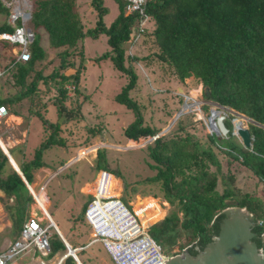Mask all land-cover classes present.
Here are the masks:
<instances>
[{"label": "trees", "instance_id": "1", "mask_svg": "<svg viewBox=\"0 0 264 264\" xmlns=\"http://www.w3.org/2000/svg\"><path fill=\"white\" fill-rule=\"evenodd\" d=\"M117 2L116 14L105 26L103 16L107 13V6L102 5L103 0H90V5L95 10V26L82 31L74 12L73 0H32L26 22L32 33V39L27 44L29 58L26 61L16 60L10 50L16 44L0 40V82L4 86L6 84L0 96V106L5 107L9 113L21 116L23 120L38 114L43 127L42 138L33 149L32 156L23 162L15 161L25 180L31 182L33 169L42 164L44 150L53 145L62 147L67 140L58 134V124L41 116L40 112L47 103L39 97V85L46 84L45 81L49 80L51 85L44 90L47 92L54 89L56 98L53 102L61 101L60 109L66 119L82 118L79 106L84 97H79L78 87L83 67L80 62L75 66V55H82L81 40L86 35L95 38L97 34H104L108 49L90 59L97 61L108 58L112 67L125 78L113 99L134 114V120L127 123L121 132L123 138L128 139V145H138L143 141L137 143L134 140L140 136L150 138L157 133V129L141 125L138 105L128 96L137 75L133 67L125 64L124 54L127 47L131 50L134 44L147 37L152 39L155 47L151 55L139 58L133 55L130 58L136 61L146 60V64L151 62L149 56H154L153 59L158 63L171 67L172 76L177 81L182 82L187 77L197 79L210 92L205 97L202 91L203 98L241 113L255 123L249 124L252 135L250 150L232 141L230 132H227L226 137L215 138L213 133L207 137L209 143H216L219 139L221 151L255 175L264 196V0H153L146 6L148 20L145 30L136 40H133V33L137 29L136 16L126 14L123 3L120 0ZM9 11L10 8L0 0V14L3 15L0 32L13 30V26L6 22ZM20 25V19H15L14 26ZM42 35H45L46 43L59 58V64L46 75L43 74L42 66H39L46 56L44 43L41 42ZM77 41L80 42L78 49ZM129 44L131 45L128 46ZM70 56H74L72 60H64ZM68 86L73 87V96L67 95ZM65 99L68 100L67 104ZM71 101L75 104L74 108L68 107ZM175 124L176 130L181 129L184 126L183 119H176ZM92 126L94 125H91V129ZM165 135L145 144V149L151 160L147 165L155 170L150 180L161 181L164 198L172 205V209L165 213L156 200L152 202L164 211V215L147 227L148 234L167 250L175 245L180 236H183V247L192 246L198 240L197 234L206 232L211 220L223 208L239 206L244 207L255 222V225L250 226V231L260 235L263 226L256 221L264 219V197L239 192L233 187L231 178L228 180L227 177L220 178L222 188L219 191L217 184L221 166L211 145L202 146L187 134H172L167 138ZM105 150L104 147L95 149L93 167L95 171L106 170L113 174L105 163ZM8 152L14 159L12 152ZM115 173L114 176L118 177V173ZM123 185L125 190V180ZM134 192L135 189H132V194ZM85 196L87 199L81 205L79 213L76 216L71 213V220L75 227L86 232L89 226L83 217V211L91 196ZM0 200L11 221L9 230L16 239L29 217V205L34 201L1 148ZM69 209L68 204L67 210ZM178 211L181 213L180 217L177 215ZM49 215L52 218L51 213ZM78 220H82L85 225H80ZM142 223L147 225L143 221ZM47 230L51 231L48 237V255L59 249L65 254V247L57 234L51 227ZM79 235L78 233L77 236ZM259 235L252 236L251 240L256 248L264 251V241H261ZM66 241L75 248L71 242ZM96 243L102 248L100 242ZM75 254L84 264L78 250ZM62 264L75 263L70 256H65Z\"/></svg>", "mask_w": 264, "mask_h": 264}, {"label": "rangeland", "instance_id": "2", "mask_svg": "<svg viewBox=\"0 0 264 264\" xmlns=\"http://www.w3.org/2000/svg\"><path fill=\"white\" fill-rule=\"evenodd\" d=\"M31 4L32 0H15L10 4V7L11 11L15 9V11L28 12L31 9ZM73 4L74 12L80 22L82 31L92 29L95 26L96 17L95 10L92 9L90 5V0H73ZM117 4V0H103L102 5L105 7L107 6V13L103 16V23L105 26L116 14ZM2 19L3 15L0 14V21ZM7 20L8 17H6V22ZM23 22L26 23V21ZM81 41L82 55H75L74 60L75 66L80 62L83 67L80 72L82 76H80V84L78 87L80 92V94H78L79 97H84V100L79 106L82 118L73 120H69V118L66 119L64 113L61 112L60 109L61 101L55 100L53 102V99L56 98L54 89H50L47 92L44 90L51 85L49 80L47 79L45 81L46 84L39 85V97L42 101L47 103L45 109L40 112L41 116L52 123L58 124L60 127L58 134L67 138L64 146L58 147L53 145L44 150L41 156L42 161L48 163L52 168L58 169L60 165L63 166L67 163V161H65L67 158L71 156L73 158L75 156V149L80 146V148L77 149L76 155L78 159L71 160L61 169H58L61 171H56L57 173L49 179L46 188L44 187L42 192L39 190L40 184L35 185V187L32 183L29 185H31L32 193L40 199V204L46 213L40 210L43 212L44 217H47L48 210L60 229L66 227L70 234H75V231L80 234L74 237V241L72 242L74 245L78 246V254L84 258L85 264H112L109 257L105 251L100 248L98 243L89 242L93 240L89 227L86 232L82 231V228L75 227L71 220V216H76V214L79 213L81 205L84 203L85 199H87L85 195H90L96 188V182L91 181L98 173L93 167V158L95 157L94 149H96V147L106 148L104 152L105 163L110 167L113 175H116L115 172L119 175L118 179L112 174H109L107 184L108 190L106 194H118L116 196H119L125 204L131 201L133 206L135 205L133 207L134 209L142 207L143 212L139 217L145 224H152L161 219L164 215V211L162 212L161 209L163 210L164 208L165 213L170 212L172 205L164 198L161 181L156 182L150 180L155 170L149 168L147 165L151 163L147 155V150L145 149V144L151 142V140L147 141L149 137L140 136L134 141L139 143L142 140L143 142L135 146H129L128 140H125L122 136L121 132L125 125L134 120L133 112L115 102L113 99L114 94L120 90V86L125 82L124 76L118 74L112 67L108 58H100L97 61L91 60L96 55L108 49L104 34H97L95 38L86 35ZM41 42L44 43L46 56L39 66H42L43 74L46 75L53 67L59 64V58L55 55V51L46 43L47 40L45 35H42ZM76 44V49H78L80 42L77 41ZM130 45L131 44L128 46ZM154 48L152 39L146 37L139 43L134 44L131 50L127 47L124 54L126 58L125 64L133 67L137 75L135 85L129 91L128 96L138 105V111L141 115V125L157 129V133L161 132L168 126L175 113L182 106L183 101L188 102L189 104L183 107L185 112L180 114L177 118L183 119L184 126L176 130V120H174L169 128L163 131L161 135L166 134L164 137L167 138L172 134L177 136L187 134L191 135L192 139L198 140L202 146L211 145L221 166L220 172L222 176L219 174L217 184V189L219 191L222 188L220 178L227 177L228 180L231 178L233 187L237 188L239 192L252 193L258 197L263 196V191L255 175L237 160L225 155V153L221 151L222 147L219 143V139L216 143H209L207 137L209 133L205 126V122L209 115L208 110L211 103L210 100L202 97L203 86L199 88L200 83H198V80L187 77L182 82L177 81L172 76L173 72L171 67L165 63H158L157 60L153 59L154 56H149L151 62L146 64V60L141 61L139 59L136 61L130 58V56L133 55L137 58L145 56L146 54L151 55ZM10 50L13 53L16 49L13 47ZM73 57L74 56H70L64 58V60H72ZM67 71L69 70L67 69ZM5 86L0 82V96L3 94ZM68 88L70 90L67 89V95L73 96V87L68 86ZM67 99L64 101L65 104L68 102ZM192 101H196L197 103L202 102L200 111L195 109L196 103H192ZM69 106L74 108V102L71 101L68 107ZM231 113V117H237V120H234L236 121L235 125L239 124L238 117L240 118V116L234 110L231 111ZM62 116L63 118H61ZM241 121L244 123V126L249 128V121L244 118ZM26 122L28 149H31L33 152V149L36 148L42 138L43 127L38 114L28 116ZM8 124V116L0 120V136H2L0 138H18L21 136V133L23 134L24 125L21 124L17 128L11 127L10 124L8 126ZM224 124L228 130L232 129L227 119L224 120ZM91 125H94L92 129L90 128ZM214 137L219 138L223 136L214 134ZM231 140L239 143V140L233 134ZM0 144L6 148L2 140ZM60 148H62L64 152L60 153ZM15 152L21 153V146L17 147ZM32 152H29L30 157L32 156ZM59 154L63 155L58 157L55 161L47 158L48 156L50 157V155L57 157ZM210 169L212 170V167H210ZM41 173L43 174H41L43 178L44 172ZM124 180L127 184L125 190L123 185ZM83 189L84 191H81ZM132 189H135L134 194H132ZM47 192L51 199V204L47 199ZM151 195H156V197H152ZM140 200L141 202H139ZM154 200H156L157 204H160L159 206L161 209L152 203ZM138 202L139 204L136 205ZM0 204L4 210L1 200ZM35 204L37 205V201L31 203L29 209L39 210ZM49 204L51 205L50 207H48ZM68 204L69 210H67ZM44 206L46 208H44ZM177 215L180 217L181 213L178 211ZM78 221L81 223L80 225L84 224L82 220ZM47 224L48 221L46 219L41 222L42 226ZM6 231V227L0 230V246H3L5 239L10 238ZM182 241L183 236H180L177 238L175 245L170 247L169 250L165 247L162 249L171 257L181 255L182 250L190 246L183 247ZM62 252L63 250L59 249L52 255L42 257V260L46 264H49L56 256L62 255ZM99 255H102L103 259H100V257H98Z\"/></svg>", "mask_w": 264, "mask_h": 264}, {"label": "built area", "instance_id": "3", "mask_svg": "<svg viewBox=\"0 0 264 264\" xmlns=\"http://www.w3.org/2000/svg\"><path fill=\"white\" fill-rule=\"evenodd\" d=\"M1 1L3 5L5 4L4 6L10 8L7 22L13 26V30L0 32V40L15 43L16 45L14 48L16 50L11 53L15 55L16 60L26 61L29 58L27 44L32 39V33L23 21L27 22L29 11L20 12L19 10L15 11V9L11 11L10 4L15 0ZM120 1L124 5V12L126 14H134L136 16L137 29L136 32L133 33V40H136L139 34L145 30L148 20V15L145 12L146 6L153 0ZM17 18L20 19V26H14V21ZM1 73L2 71L0 69V75ZM199 88H201V84ZM186 103L188 104V102ZM192 103H196L195 109L200 111L202 102L197 103L196 101H192ZM211 105L213 106L212 103ZM212 111L214 112L213 115H224V120H228L232 127V133L236 136V121L234 120H237V117H231V109L226 106H217L214 107V110H208L209 113ZM182 112H185V110ZM6 115V108L0 106V120ZM241 120L242 119L238 118L240 126H243ZM205 126L209 134H215L214 131L216 128L213 122L209 120V115L205 122ZM227 132L229 131L227 130ZM109 174L110 173L106 170L98 171L93 180L96 182V188L90 193L91 198L83 211V217L93 236V240L89 242H100L112 264H162L164 261H167L171 256H168L158 242L147 232V227L150 224L144 226L140 221L139 216L143 212V208L134 209L131 201L125 204L119 196L106 194L108 190L107 184ZM32 198L33 201L36 202L34 196H32ZM41 213L43 215V212ZM45 219L48 221L47 217H45ZM41 222V219L36 215L28 217L21 227L19 236L9 242L6 247L0 251V264H8L13 261V259L32 248L37 252L39 257L37 264H46L42 260V257L48 256L50 251L48 241L49 233L47 230L49 224L42 226ZM256 223L263 226V230L260 232L259 236L261 241H264V219H259ZM78 249L79 248H74V252ZM257 254H262L261 248H257ZM62 258L63 255L55 259L51 264H61Z\"/></svg>", "mask_w": 264, "mask_h": 264}, {"label": "water", "instance_id": "4", "mask_svg": "<svg viewBox=\"0 0 264 264\" xmlns=\"http://www.w3.org/2000/svg\"><path fill=\"white\" fill-rule=\"evenodd\" d=\"M210 94L207 86L203 87V95L208 97ZM187 103L183 101L180 109L175 113L168 126L151 136L147 141L153 140L160 136L177 117L182 114L183 107ZM221 106L218 104L211 105L209 110H214V107ZM231 111H233L231 109ZM213 111L209 113V120H211L216 128L215 134H220L223 137L227 136V128L224 125V115H213ZM240 117L249 121L250 124H255L250 118L236 112ZM232 114V113H231ZM63 118V116L61 117ZM240 123V121H239ZM232 135V131H230ZM236 138H239V144L249 149L252 146V135L247 127H239L235 125ZM0 148L5 154L8 163L13 170L19 175L23 181L28 192L33 196L27 181L23 177L18 166L13 165V159L11 158L8 150L5 147ZM77 155V154H76ZM73 160L78 159L77 156ZM49 226L57 234L61 242L63 243L66 253L65 256H70L75 264H82L77 258L74 249L64 240L59 230L56 228L54 222L47 214ZM250 225H255L250 213L244 208L239 206H227L223 208L218 214L211 220L208 230L204 233L197 234L198 240L190 247L182 250L181 255H175L164 261L162 264H264V251L261 255L257 254V248L255 243L249 240L251 236H258L257 233H252L249 230Z\"/></svg>", "mask_w": 264, "mask_h": 264}, {"label": "crops", "instance_id": "5", "mask_svg": "<svg viewBox=\"0 0 264 264\" xmlns=\"http://www.w3.org/2000/svg\"><path fill=\"white\" fill-rule=\"evenodd\" d=\"M123 85V84H122ZM121 87V86H120ZM120 89V88H119ZM116 94V93H115ZM8 116V119H9V124H10V126L11 127H17L18 128V126H20L21 124L22 125H24V132H23V134L21 133V136L20 137H18V138H9V137H6V138H0V141L2 140L3 141V143H4V145L6 146V149L7 150H10L11 152H12V156L14 157V161H20V162H23V161H26V160H28L29 158H30V154H29V152L31 151L32 152V150L31 149H28V142H27V135H28V133H27V130H26V124H27V122H26V120H23V118L21 117V116H18V115H14V114H12V113H9V112H7V115L5 116V117H7ZM16 116V117H15ZM20 117V118H19ZM9 124H8V126H9ZM0 137H2V136H0ZM128 140V139H127ZM19 146H21V153H18V152H15V149L17 148V147H19ZM80 148V146L79 147H77L76 149H75V155L77 154V149H79ZM97 148V147H96ZM95 150V149H94ZM59 151H60V153L61 152H64V150L62 149V148H60L59 149ZM10 154V153H9ZM63 154H59L57 157H53L52 155H50V157L48 156L47 158H49V159H51V160H57V158L58 157H61ZM11 156V155H10ZM75 157V156H74ZM73 157V158H74ZM73 158H72V156L71 157H69V158H67L65 161H67V163L68 162H70L71 160H73ZM41 160H42V158H41ZM16 163V162H15ZM67 163H65L63 166H65ZM63 166H59V168L58 169H61ZM58 169H54V168H52L48 163H46V162H44V161H42V164L39 166V167H37V168H35V169H33V171H32V180H31V182L30 183H32L33 185H34V187H35V185H39L40 184V188H39V190L42 192L43 191V189H44V187L46 188V185H47V183H48V181H49V179L54 175V174H56L57 172V170ZM58 171H61V170H58ZM41 172H44V177L42 178V176H41ZM43 175V174H42ZM114 176V175H113ZM115 177V176H114ZM116 178H118L119 179V177H116ZM28 183V182H27ZM30 183H28V184H30ZM86 184V183H85ZM81 191H84V189L83 190H81ZM83 194V193H82ZM46 195H47V199L49 200V202H50V204H51V199H50V197H49V195H48V192L46 193ZM36 196V195H35ZM37 197V196H36ZM40 199H38V197H37V207L40 209V210H42L43 212H44V210H43V208H42V206H41V204H40V201H39ZM141 202V201H140ZM49 204V206L48 207H50L51 205ZM139 204V203H138ZM137 204V205H138ZM135 206V205H134ZM133 206V207H134ZM44 208H46L45 206H44ZM40 210H38V209H36V210H34V209H29V216H31V215H36L39 219H41V221L43 222V220L45 219V217L43 216V215H41L42 213H41V211ZM47 210V209H46ZM45 213V212H44ZM47 213H48V210H47ZM46 214V213H45ZM49 217L51 218V216L49 215ZM51 220L54 222V220L51 218ZM54 224H55V226H56V228L59 230V232L61 233V235H62V237L64 238V236L63 235H65L66 236V239L64 238V240L66 241V240H68L69 242H71V245H74L73 244V242L72 241H74L73 239H74V237H76L77 236V232L75 231L74 233L75 234H70L68 231H67V229H66V227L65 228H63V229H60L57 225H56V223L54 222ZM10 226H11V221L9 220V218H8V215H7V213L2 209V206H1V204H0V230H3L5 227H6V232H8V235L10 236V238H8V239H5L4 241L6 242H4V244H3V246H0V251H2L5 247H6V245L9 243V242H11L13 239H14V237H13V233L9 230L10 229ZM3 232V231H2ZM54 232V231H53ZM48 233L50 234L51 233V231L49 230L48 231ZM7 238V237H6ZM7 240V241H6ZM67 242V241H66ZM68 243V242H67ZM75 246V248H78V246L77 245H74ZM71 248H72V246H71ZM101 248V247H100ZM79 250V249H78ZM77 250H75V252H76ZM57 252V251H56ZM62 254V253H61ZM63 255V254H62ZM62 255H60V256H62ZM60 256H56L55 258H54V260L55 259H57V258H59ZM94 256V255H93ZM108 256V255H107ZM98 257H100V259L102 258L103 259V257H102V255L100 256H98ZM54 260H52L49 264H51ZM62 260H63V258H62ZM83 260H84V258H83ZM38 261H39V257H38V254H37V252L35 251V250H33V248L32 249H30L29 251H27V252H25V253H23V254H21L20 256H18L17 258H15V259H13V261H11V262H9L8 264H37L38 263ZM111 261V260H110ZM61 264H62V261H61ZM85 264V263H84Z\"/></svg>", "mask_w": 264, "mask_h": 264}, {"label": "bare ground", "instance_id": "6", "mask_svg": "<svg viewBox=\"0 0 264 264\" xmlns=\"http://www.w3.org/2000/svg\"><path fill=\"white\" fill-rule=\"evenodd\" d=\"M16 117V116H15ZM20 118V117H19ZM242 123V125H243V127H246V126H244V123L243 122H241ZM239 125V127H241L240 126V123L239 124H237V126ZM249 129V128H248ZM149 139V138H148ZM1 146H2V144H1ZM3 147V146H2ZM13 165L16 167L17 166V164L15 163V161L13 160ZM28 186H29V188H30V190H31V192H32V188H31V185H29L28 184ZM33 194V193H32ZM35 194H33V196H34ZM34 198H35V200L37 201V199H36V196H34ZM49 214V213H48ZM140 221H141V219H140ZM142 222V221H141ZM143 224V223H142ZM144 226H146V225H144Z\"/></svg>", "mask_w": 264, "mask_h": 264}, {"label": "clouds", "instance_id": "7", "mask_svg": "<svg viewBox=\"0 0 264 264\" xmlns=\"http://www.w3.org/2000/svg\"><path fill=\"white\" fill-rule=\"evenodd\" d=\"M202 86V85H201ZM210 103H212V102H210ZM189 104V103H188ZM212 104H214V103H212ZM183 113V112H182ZM239 118V117H238ZM240 119H243L242 117H240ZM223 122H224V120H223ZM225 125V124H224ZM228 130V129H227ZM229 132H230V130H228ZM77 160V159H76ZM100 171V170H99ZM110 173V172H109ZM111 174V173H110ZM113 175V174H112ZM94 180V179H93ZM93 180H91V181H93ZM48 219V218H47ZM49 222V221H48ZM49 224V223H48ZM50 227V226H49ZM51 229H52V227H51ZM74 249V248H73ZM66 253V252H65ZM65 257V255L63 254V258Z\"/></svg>", "mask_w": 264, "mask_h": 264}, {"label": "flooded vegetation", "instance_id": "8", "mask_svg": "<svg viewBox=\"0 0 264 264\" xmlns=\"http://www.w3.org/2000/svg\"><path fill=\"white\" fill-rule=\"evenodd\" d=\"M251 226V225H250ZM249 230H250V227H249ZM252 237V236H251ZM251 237H249V240L251 241ZM252 242V241H251Z\"/></svg>", "mask_w": 264, "mask_h": 264}]
</instances>
